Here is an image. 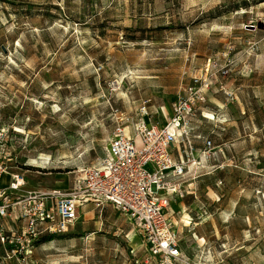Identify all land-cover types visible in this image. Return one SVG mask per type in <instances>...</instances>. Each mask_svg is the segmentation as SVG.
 I'll list each match as a JSON object with an SVG mask.
<instances>
[{
	"label": "rangeland",
	"instance_id": "obj_1",
	"mask_svg": "<svg viewBox=\"0 0 264 264\" xmlns=\"http://www.w3.org/2000/svg\"><path fill=\"white\" fill-rule=\"evenodd\" d=\"M200 82L193 126L218 155L171 205L185 262L87 205L26 256L0 242V264H264V0H0L2 185L69 192L142 102L163 125Z\"/></svg>",
	"mask_w": 264,
	"mask_h": 264
},
{
	"label": "built area",
	"instance_id": "obj_2",
	"mask_svg": "<svg viewBox=\"0 0 264 264\" xmlns=\"http://www.w3.org/2000/svg\"><path fill=\"white\" fill-rule=\"evenodd\" d=\"M207 88L208 83L201 82L183 87L163 125L150 121L147 101L142 102L136 118L117 124L105 154L74 180L67 193L28 190L19 175H11L2 185L0 166V242L6 253L26 256L38 241L67 234L81 209L94 205L110 207L126 218L150 256L185 262L171 205L191 193L184 177L195 178L218 155L211 140L196 134L193 126Z\"/></svg>",
	"mask_w": 264,
	"mask_h": 264
},
{
	"label": "bare ground",
	"instance_id": "obj_3",
	"mask_svg": "<svg viewBox=\"0 0 264 264\" xmlns=\"http://www.w3.org/2000/svg\"><path fill=\"white\" fill-rule=\"evenodd\" d=\"M166 108L165 107H161L162 115H163L164 118H166ZM3 175H7V173L4 171Z\"/></svg>",
	"mask_w": 264,
	"mask_h": 264
},
{
	"label": "crops",
	"instance_id": "obj_4",
	"mask_svg": "<svg viewBox=\"0 0 264 264\" xmlns=\"http://www.w3.org/2000/svg\"><path fill=\"white\" fill-rule=\"evenodd\" d=\"M196 134H197V132H196ZM197 141H200V143H202L200 139H199V140H197ZM196 143H197V142H196ZM196 145H197V144H196Z\"/></svg>",
	"mask_w": 264,
	"mask_h": 264
},
{
	"label": "water",
	"instance_id": "obj_5",
	"mask_svg": "<svg viewBox=\"0 0 264 264\" xmlns=\"http://www.w3.org/2000/svg\"><path fill=\"white\" fill-rule=\"evenodd\" d=\"M4 50V49H3Z\"/></svg>",
	"mask_w": 264,
	"mask_h": 264
}]
</instances>
